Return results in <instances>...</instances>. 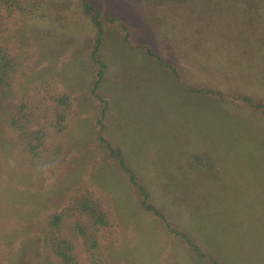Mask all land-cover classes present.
Here are the masks:
<instances>
[{
  "label": "rangeland",
  "instance_id": "obj_1",
  "mask_svg": "<svg viewBox=\"0 0 264 264\" xmlns=\"http://www.w3.org/2000/svg\"><path fill=\"white\" fill-rule=\"evenodd\" d=\"M20 1L0 254L25 233L20 264H264V0Z\"/></svg>",
  "mask_w": 264,
  "mask_h": 264
},
{
  "label": "trees",
  "instance_id": "obj_2",
  "mask_svg": "<svg viewBox=\"0 0 264 264\" xmlns=\"http://www.w3.org/2000/svg\"><path fill=\"white\" fill-rule=\"evenodd\" d=\"M0 3L5 7L7 11H9L7 14L12 15L15 11H20L23 10L21 7V1L20 0H0ZM11 58H9V54L7 51V48H3L0 45V86H6L9 87L10 82L9 79L10 77V71H11ZM105 115V111L102 113V116ZM20 120H14L13 123L14 125H17ZM20 129L25 132L27 129V125L24 123H21ZM33 145V144H32ZM34 149L36 147L33 145ZM121 163L123 162V159L120 158ZM147 207H150L147 205ZM22 231L25 232L24 226H22ZM27 234H21L19 236V239L17 241H13L8 244V249L11 251V256L8 255H2L0 254V264H20V256L23 254L22 251H24L25 245L24 243H28L30 240L28 237H26ZM16 254V256H15ZM60 256H65V252L63 250H60L59 252ZM40 262V261H37ZM42 264V263H41ZM45 264V263H43Z\"/></svg>",
  "mask_w": 264,
  "mask_h": 264
}]
</instances>
